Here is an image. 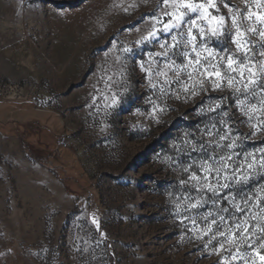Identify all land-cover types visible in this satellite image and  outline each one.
Listing matches in <instances>:
<instances>
[{
	"label": "rangeland",
	"instance_id": "1",
	"mask_svg": "<svg viewBox=\"0 0 264 264\" xmlns=\"http://www.w3.org/2000/svg\"><path fill=\"white\" fill-rule=\"evenodd\" d=\"M189 2L0 0V264H264V0Z\"/></svg>",
	"mask_w": 264,
	"mask_h": 264
},
{
	"label": "snow or ice",
	"instance_id": "2",
	"mask_svg": "<svg viewBox=\"0 0 264 264\" xmlns=\"http://www.w3.org/2000/svg\"><path fill=\"white\" fill-rule=\"evenodd\" d=\"M163 2L165 4H169L170 3L172 5V7H173V12L172 13H165V15H171V17H172L171 20H169L167 23L164 24L165 30H171L172 28H178L180 26V24H181V22L183 21V18H184V13L178 12V10L181 9V8H186V9H188L191 12L200 11L202 17H205V18L207 17V6L205 4H203V3H201V4H194V3L189 2V0H163ZM209 6H214V5H211V0H210ZM229 11L230 12L233 11L231 7H229ZM237 12H238V10H237ZM250 16H251V13H249V18H250ZM237 19H238V15L232 16V24L234 26H237ZM258 19L264 20V17H258ZM217 20H218V27L211 28L210 29L212 35H214V36L221 34L220 33V29L223 27L224 18L223 17L217 18L215 16L212 17V21H217ZM173 21H175V23H173ZM190 23L192 25H195L196 21L195 20H192ZM154 34H155L154 32L149 33V36H152ZM200 34L203 36V34H204V29L203 28L200 29ZM260 34L262 36H264V32H261ZM237 35H240V30H239L238 26H237ZM188 36H189L188 43H192L193 41H195L196 37L194 35H192V29H191V27L189 28ZM145 39H147V37H145ZM176 39H177L176 36L173 35L172 36V40L175 42ZM236 43H237V47L239 48L241 46L240 42L239 41H236ZM161 47L163 48L164 45L161 44ZM193 51H196L195 45H193ZM208 51L210 52V50H208ZM261 54L264 55V53H261ZM157 55H160V54L158 53ZM186 55H187V53H186ZM192 63H193V61L192 60H189V64H192ZM195 63L196 64H199L200 63V52L199 51H196V60H195ZM234 63H236V61H234L231 56H228V58H227V67L231 71H236V69L232 67ZM210 75H215L216 77H220L221 76V73H220L219 70H217L214 73H211ZM233 79H234L233 77H229L228 78V83H229L230 86L233 83ZM215 86L218 87L219 85L217 84ZM112 103H115V98H113ZM241 103H243V102H241ZM209 135H211V132H209ZM226 135L227 134L221 135L220 136V139L221 140L226 139ZM227 147H233V144H229V145H227ZM224 159H225L224 157H221V161H223ZM217 163H219V162H217ZM222 166L223 167H226L227 165L224 164ZM202 167H204V170L206 172L212 170V166L211 165L204 164V165H202ZM216 171H217V174H218L219 173V169L217 168ZM191 178L192 179H196L195 176H193ZM206 178L207 177H205V179ZM226 186L227 185H224V187H226ZM198 203H200L199 200H197L196 203L191 204L190 207H193L194 208V207H196V204H198ZM177 207L179 208V205H177ZM211 223L214 224L215 221L213 220V221H211ZM237 227H240V225H237ZM207 231H211L210 226L208 227ZM219 234L220 235H224V233H222V232L219 233ZM261 259H264V257H261Z\"/></svg>",
	"mask_w": 264,
	"mask_h": 264
},
{
	"label": "built area",
	"instance_id": "3",
	"mask_svg": "<svg viewBox=\"0 0 264 264\" xmlns=\"http://www.w3.org/2000/svg\"><path fill=\"white\" fill-rule=\"evenodd\" d=\"M64 142H65L64 139H61V140H60V144L65 146Z\"/></svg>",
	"mask_w": 264,
	"mask_h": 264
},
{
	"label": "trees",
	"instance_id": "4",
	"mask_svg": "<svg viewBox=\"0 0 264 264\" xmlns=\"http://www.w3.org/2000/svg\"><path fill=\"white\" fill-rule=\"evenodd\" d=\"M1 103V102H0ZM57 135H55V137H56Z\"/></svg>",
	"mask_w": 264,
	"mask_h": 264
}]
</instances>
